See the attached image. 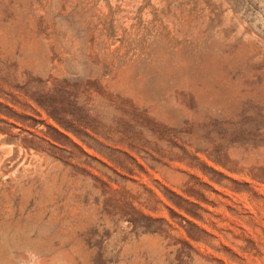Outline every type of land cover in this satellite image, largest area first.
<instances>
[{
	"label": "rangeland",
	"instance_id": "rangeland-1",
	"mask_svg": "<svg viewBox=\"0 0 264 264\" xmlns=\"http://www.w3.org/2000/svg\"><path fill=\"white\" fill-rule=\"evenodd\" d=\"M0 264H264V0H0Z\"/></svg>",
	"mask_w": 264,
	"mask_h": 264
}]
</instances>
